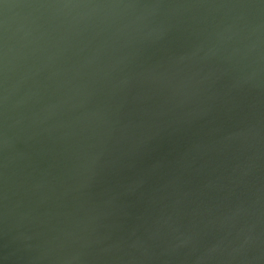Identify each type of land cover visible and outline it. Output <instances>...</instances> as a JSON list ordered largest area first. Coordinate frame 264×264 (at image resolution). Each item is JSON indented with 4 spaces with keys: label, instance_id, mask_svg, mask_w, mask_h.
<instances>
[{
    "label": "water",
    "instance_id": "95a60500",
    "mask_svg": "<svg viewBox=\"0 0 264 264\" xmlns=\"http://www.w3.org/2000/svg\"><path fill=\"white\" fill-rule=\"evenodd\" d=\"M0 264H264V0H0Z\"/></svg>",
    "mask_w": 264,
    "mask_h": 264
}]
</instances>
